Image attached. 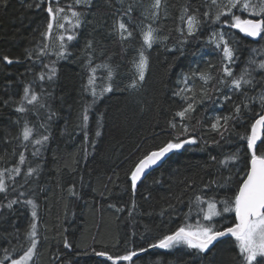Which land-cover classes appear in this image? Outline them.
I'll use <instances>...</instances> for the list:
<instances>
[{
    "label": "trees",
    "instance_id": "1",
    "mask_svg": "<svg viewBox=\"0 0 264 264\" xmlns=\"http://www.w3.org/2000/svg\"><path fill=\"white\" fill-rule=\"evenodd\" d=\"M31 2H0V98L3 99L8 98L4 91L8 81L13 82L10 91L19 95L22 90L20 83L31 80L34 74L28 72L26 76L22 75L32 67V62L25 58V49L36 47L38 41L33 37H38V32L35 30L43 27L46 13L44 6L40 10L29 9L27 4ZM71 2L61 0V6ZM140 2L123 0L122 5L121 0H93V9L78 29L77 39L69 45L71 55L57 64L59 71L52 85V104L59 113V119L52 124V139L44 153L37 192L41 234L47 236V240L38 246L35 264H113L107 257L97 256L93 249L96 252L106 251L114 257L133 250L139 253L132 262L122 261L121 264H235L233 257L236 252L232 239L228 237L220 239L206 253H198L183 245L171 250L149 248L150 244L157 243L163 235L170 234L185 222L195 226L199 220L195 211L187 221L184 219L189 199L199 193L207 181L228 175L226 170L211 160L212 156L220 160L239 148L243 166L247 160L244 155L245 142L237 134L247 131L253 117L242 109L243 119L234 122L235 132L225 133V138L221 139L210 124L214 122L215 115L230 114L233 103L217 100L223 93L213 90L221 87L215 80L207 85L211 99L197 104L195 112L186 120L181 121L175 116L184 106V102L173 95L174 91L184 87L179 84L182 74L189 75L190 86L196 90L203 86V82L198 75L193 77L191 73L211 72L219 75L222 58L205 42L209 32L207 27L189 39L183 46V55L166 51L163 46H154L150 71L143 87L138 90L127 88L132 75L131 59L135 52L131 46H126V51L122 50L119 38L112 32V24L114 13L122 6L129 3L135 6ZM143 2L146 4L148 0ZM170 2L176 5L170 10L171 16L175 17L179 5L186 0ZM203 3L204 0H191V5L200 7L202 11ZM132 18L139 23V9L133 12ZM177 23L172 18L162 21L163 34L170 37L167 42L169 47L180 39L176 31ZM231 31L242 39L244 45L240 49V63L235 66L238 72L250 54L249 48H264V41L245 38L238 30ZM89 40L93 42L95 50L94 65L107 62L116 71L113 91L105 94L95 105L88 125V139L85 140L84 134L73 126L82 98L90 99L82 92L88 76L86 42ZM4 55L13 59L18 57L20 63L8 65L2 60ZM254 55L257 59L261 58L259 53ZM35 71H39V64L35 65ZM105 74L104 69L98 71L99 77ZM98 83L102 84L103 81L98 80ZM228 91L224 88V92ZM239 99V96H233L234 101L239 102ZM101 114L102 134L95 137L96 119ZM17 115L11 107L0 104V156H5L0 161V169L12 167L18 159L11 155L18 142L6 143L4 139L7 131L13 135L18 132V126L11 123ZM174 119L176 129L169 126V121ZM66 122L72 135L64 133ZM181 124L188 128V136L195 137L197 142L172 152L160 167L137 183L133 193L130 170L134 161L143 152L176 135L185 139L180 132ZM214 141H219V144ZM82 144L88 152L86 159H81ZM28 158L32 160L30 155ZM71 184L77 186L78 197L70 196L68 187ZM14 196L15 193L12 194ZM177 197H181L182 202ZM170 204L175 205V209L169 207ZM14 208L17 209L14 214L0 218V237L13 230V223L21 229L27 226L31 206ZM117 208H123V211L118 212ZM232 215L227 214L229 222ZM217 221L223 223L224 217L217 218ZM65 237L72 244L71 250L63 246ZM5 246L6 241L0 239V258L4 255L2 248ZM141 248L147 251L139 252ZM57 255L59 259L55 258Z\"/></svg>",
    "mask_w": 264,
    "mask_h": 264
},
{
    "label": "snow or ice",
    "instance_id": "2",
    "mask_svg": "<svg viewBox=\"0 0 264 264\" xmlns=\"http://www.w3.org/2000/svg\"><path fill=\"white\" fill-rule=\"evenodd\" d=\"M121 4L123 5V0ZM42 6L46 20L42 28L35 30L38 32V37L34 36L33 40L38 42L36 47L25 49V58L32 62V67L26 69L22 75L26 76L28 72H34L33 77L20 83L22 90L19 95L10 91L13 82L8 81L4 88L8 98H0V104L11 107L18 114L11 123L19 129L15 135L7 131L4 137L6 143L18 142L11 152V155L17 156L18 159L12 167L0 169V194H2L0 218L14 214L17 210L14 206H31L27 226L21 229L13 223V230L0 237L7 244L2 248L4 255L0 258V264L6 262L35 264L38 246L42 241L47 240V236L41 234L37 192L43 170L44 153L52 139V124L59 119V113L52 104L54 100L52 85L58 76V62L71 55L69 45L77 39L78 29L86 22L87 15L94 5L93 0H72L65 6H61V0H32L27 4L29 9L36 10H40ZM112 6L115 7V4ZM175 7L176 5L170 0H148L146 4L141 0L135 6L131 3L122 6L114 13L112 32L119 38L122 50L126 51V46H131L135 52V56L131 59L132 75L127 88L138 90L143 87L150 71L154 46H163L166 51L179 52L183 55V46L207 27L209 32L205 42L221 54L219 75H213L211 72L191 73L193 77L198 75L203 82V86L196 90L194 86H190L189 75L182 74L179 84L184 87L174 91L173 95L179 97L184 102V106L175 113V116L181 121L186 120L195 112L197 104L211 99L207 85L215 80L221 87L213 90L223 93L222 96L217 97V100L232 101L233 107L230 114L215 115L214 122L210 124L211 129L217 132L221 139L225 138V133L235 132L234 122L242 121V109L251 113L253 120L245 133L237 134L238 138L245 142L244 155L247 156V160L243 162L242 167L239 148L224 155L220 160L215 156L211 157V160L226 170L228 175L207 181L199 193L189 199L188 211L184 213V219L187 221L195 211L199 217L195 226L185 222L170 234L163 235L157 243L150 244L149 248L171 250L183 245L195 249L198 253H206L221 238L228 237L232 239L236 252L233 257L235 264H264V48H249L250 54L237 72L235 66L240 63V49L244 45L242 39L231 31L238 30L245 38H259V41H264V0H204L203 11L200 7H193L191 0H186L179 5L177 15L172 17L170 10ZM137 9L141 16L139 23L132 18L133 12ZM169 18L178 22L176 31L180 37L172 47L167 43L170 37L163 34L162 21ZM86 51H88L86 63L88 76L82 86V92L83 96L90 99L82 98L73 126L84 134L85 140L88 139V125L95 105L105 94L113 91V77L116 71L107 62L94 65L95 50L91 40L86 42ZM257 53L261 55L260 59L254 55ZM46 58L47 63H45ZM2 60L8 65L14 62L20 63L18 57L13 59L7 55L2 56ZM37 64L39 71H35ZM210 67L214 66L210 65ZM100 69L106 71L103 77L98 76ZM98 80H102L103 83L99 84ZM224 88L229 91L224 92ZM233 96H239V102L234 101ZM257 108L259 111H256ZM169 126L172 129L177 128L175 119L169 121ZM101 128L102 114L96 119L95 137L101 136ZM180 132L186 137L185 139L176 135L137 157L130 170V185L133 193L137 183L149 169L159 164L168 154L183 149L186 144L197 142L195 137L188 136V128L183 124L180 126ZM64 133L73 134L68 132L67 122ZM214 143L219 144V141ZM29 155L32 160H29ZM87 155L88 152L82 144L81 159H86ZM4 159L5 156H0V161ZM17 177L20 179L18 180ZM68 192L72 197L79 196L75 184L68 187ZM13 193H15L14 197H12ZM177 200L182 202L181 197H177ZM169 207L175 209V205L170 204ZM132 209H135L134 201ZM116 210L123 211V208ZM227 214H233L230 222ZM219 217H224L223 223L217 221ZM64 231L66 232L67 229L65 228ZM63 246L68 250L72 248L66 237ZM144 251L147 249H139V252ZM93 252L97 256L107 257V260L113 261V264H121L122 261L132 262L138 255L135 250L115 257L106 251L96 252L93 249ZM55 258L59 259V256Z\"/></svg>",
    "mask_w": 264,
    "mask_h": 264
},
{
    "label": "water",
    "instance_id": "3",
    "mask_svg": "<svg viewBox=\"0 0 264 264\" xmlns=\"http://www.w3.org/2000/svg\"><path fill=\"white\" fill-rule=\"evenodd\" d=\"M251 40H254V41H258L259 40V38H255V39H253V38H250ZM259 143V142H258ZM172 153H170V154H168L159 164H157L156 166H153L151 169H149L147 172H146V174L144 175V177L145 176H147L149 173H151L153 170H155L156 168H158V167H160L166 160H167V158L171 155ZM143 177V178H144ZM224 238H226V237H224ZM222 239V238H221ZM139 254V253H138Z\"/></svg>",
    "mask_w": 264,
    "mask_h": 264
}]
</instances>
